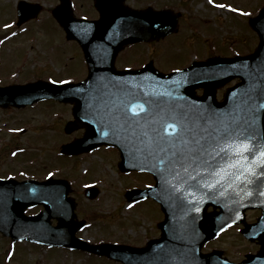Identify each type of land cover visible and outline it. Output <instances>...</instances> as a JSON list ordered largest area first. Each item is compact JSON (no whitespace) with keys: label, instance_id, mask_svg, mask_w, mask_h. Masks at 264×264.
Instances as JSON below:
<instances>
[{"label":"water","instance_id":"1","mask_svg":"<svg viewBox=\"0 0 264 264\" xmlns=\"http://www.w3.org/2000/svg\"><path fill=\"white\" fill-rule=\"evenodd\" d=\"M21 4L18 24L38 15V4L27 12L24 5L28 4ZM95 4L101 17L94 21L76 19L69 0H62L53 11L68 38L82 44L89 65L86 80L1 86L0 105L23 107L46 98L74 103L75 120L69 121L65 130L86 131L68 142L63 153L78 155L99 145H111L120 150V170L151 172L156 179L154 186L134 188L126 195L132 201L151 197L161 203L165 213L159 223L162 234L144 247L91 244L79 238L76 233L84 221L76 215V200L69 194L71 183L54 177L0 179V231L15 241L87 250L122 264H264V235L261 250L248 254L242 262L230 260L219 249L202 251L211 238L241 223L247 206L258 203L251 197L242 205L240 178L246 175L225 167L220 156L231 142L229 131L247 129L256 136L253 145H264V107L260 106L264 104V7L249 21L259 35L254 52L196 60L189 67L165 73L153 62L136 70H118L114 62L128 43L159 40L176 32L178 13L151 7L132 9L124 6L123 0H96ZM235 78L240 82L227 89L223 101H216V89ZM197 87H205L203 97L196 96ZM140 103H144V110H138L137 117L130 105ZM173 113L184 119L190 131L176 139L178 125L169 130L174 135L172 141L161 140L158 133L167 135L165 125L176 123ZM192 157L199 159L193 162ZM205 181H211L213 187H206ZM85 193L91 199L100 192L91 186ZM39 204L44 209L38 214H26L29 206ZM210 205L215 209L208 212ZM248 232L252 240L264 232V215L248 227Z\"/></svg>","mask_w":264,"mask_h":264},{"label":"rangeland","instance_id":"2","mask_svg":"<svg viewBox=\"0 0 264 264\" xmlns=\"http://www.w3.org/2000/svg\"><path fill=\"white\" fill-rule=\"evenodd\" d=\"M19 1L0 0V78L7 82L46 77L75 82L85 78L88 67L81 47L76 41L67 40L54 16L53 8L59 0H26L43 4L40 18L17 26ZM72 1L77 16H98L94 0ZM127 4L136 7L139 0H128ZM149 5L180 11L179 31L165 39L128 48L118 61L120 67H139L153 60L159 69L171 71L190 65L193 59L245 54L257 47L259 35L248 22L264 7V0H141V7ZM12 75L19 77L11 79ZM71 118L70 105L49 100L23 108H0V174L21 179L48 175L70 179L71 194L78 201L77 213L87 222L78 236L90 242L145 245L148 239L159 236L157 221L163 213L157 202L133 203L125 196L128 187L151 180L121 172L116 150L105 147L75 157L61 154L63 145L77 135L64 130ZM91 184L100 187L98 198L89 199L83 193ZM231 229L206 244L204 250L223 249L233 260L255 248L240 235L239 229ZM0 264L122 263L86 251L17 243L0 233Z\"/></svg>","mask_w":264,"mask_h":264},{"label":"snow or ice","instance_id":"3","mask_svg":"<svg viewBox=\"0 0 264 264\" xmlns=\"http://www.w3.org/2000/svg\"><path fill=\"white\" fill-rule=\"evenodd\" d=\"M219 6L225 7V5ZM6 27H8V25H6ZM145 103L151 104L152 101H146ZM260 106L264 107V104H261ZM130 108L133 115L138 117V110H144V103L132 104L130 105ZM173 118L176 120V123L166 124L164 127V132L167 133V135L158 133L161 140L167 139L172 141L174 139V135L169 130H175L178 125L180 126V131L175 132L176 139H179L181 136H183L185 132L190 131V129L186 127L185 121L182 117H179L178 114L173 113ZM228 136L231 142L229 143L227 149L222 150L224 154L220 156V159L224 163L225 167L239 169L241 174H243L245 170L251 172L254 169L252 163L248 159L249 156H251L254 161H257L256 167H264V145L259 143L253 145L251 143L252 140L256 139L254 133H250L247 129L241 128L237 129L235 132L229 131ZM161 151H164V149H161ZM172 155H175V153H172ZM217 155H220V153H217ZM184 159H187V157H184ZM191 159L193 162H195L197 159H199V157H192ZM209 166L211 167V165ZM184 170L187 171V168ZM260 174L264 175V172H261ZM215 175L220 176V172H216ZM245 178L247 179V177ZM205 186L211 188L213 187V183L211 181H205ZM197 211H199V209H197Z\"/></svg>","mask_w":264,"mask_h":264},{"label":"flooded vegetation","instance_id":"4","mask_svg":"<svg viewBox=\"0 0 264 264\" xmlns=\"http://www.w3.org/2000/svg\"><path fill=\"white\" fill-rule=\"evenodd\" d=\"M125 1L127 2L128 0H125ZM136 7L141 9V0H139V5L136 6ZM163 8H165V7H163ZM96 17H98V16H96ZM96 17H94V18H96ZM94 18L92 17V19H94ZM143 44H145V43H143ZM120 57L122 58V56H120ZM120 57L117 58V61H119ZM83 58H84V56H83ZM144 64H146V63H144ZM128 66H130V65H128ZM128 66H123V67H128ZM139 66H141V65H139ZM131 67H135V66H131ZM36 79L37 78H34V80H36ZM1 84L5 85V84H9V83L8 82H4L3 83V81H2ZM227 87L228 86H226L223 89L217 90L218 91V93H217V99L218 100H222L223 99L224 93L226 91L225 89ZM204 90H205V88L196 89L197 95L198 96L204 95V92H205ZM68 105H70V107L72 108L71 104H68ZM72 119H73V108H72V118L70 120H72ZM74 132L77 133V135L73 139L78 138L79 136H81L84 133V130L77 129V131H74ZM100 148H102V147H100ZM100 148H98V149H100ZM248 159L252 163V166H253L254 170L251 171V172L245 170L243 175H246L247 179L246 178H240V184L242 186V188L240 187V191L242 190L241 201H242V205L245 206L247 201H250L251 197H254V199H256V198L258 199V203L256 201H254L255 203H257L256 205L248 206L246 208V210L244 211V216H243L244 220L241 223L237 224V225H233V227H231V228L239 229L240 235L244 239H246L247 242H249V245H251L252 247H255V248L244 252L243 257H241L240 259H236V260L243 259L245 257V255L248 254V253H254V252H258L259 251V247H260L259 240H255V241L252 242L251 239L247 238V236L249 235L248 227L251 226L253 223H257L262 218V216L264 215V194H262V193H264V175L260 174L261 172H264V167H256L257 161H254L251 156H249ZM134 173L137 174L139 177H147L148 179L151 180V182L146 181V182H144V184H141V185H136L135 184L133 186H139V187L144 188L147 185L154 184V182H155V179H153V177L150 174H148V173H145V172L142 173V172L133 171L132 173H129V174L133 175ZM237 173L239 175L241 174L239 169H237ZM251 174H255L254 176H256V178H252ZM0 176H2V175H0ZM152 181H153V183H152ZM258 204H260V206H258ZM208 209H209V211H213L214 210V208L213 207L211 208L210 206H209ZM219 210L220 209H218V211ZM159 220H161V216H160ZM231 228H229V231L232 230ZM263 235H264V232L260 233V236H257V238L258 239L262 238Z\"/></svg>","mask_w":264,"mask_h":264}]
</instances>
